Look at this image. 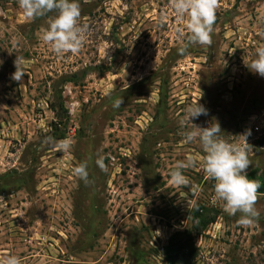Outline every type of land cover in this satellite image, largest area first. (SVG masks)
Instances as JSON below:
<instances>
[{"label": "rangeland", "instance_id": "374dc122", "mask_svg": "<svg viewBox=\"0 0 264 264\" xmlns=\"http://www.w3.org/2000/svg\"><path fill=\"white\" fill-rule=\"evenodd\" d=\"M79 4L85 41L57 56L40 38L55 12L28 19L17 0H0V261L173 264L172 244L195 248L192 264H264V192L259 217L240 225L214 199L205 153L184 142L180 123L199 102L208 115L193 123L219 122L229 142L259 125L246 171L264 187V77L246 66L264 46V0H217L207 45L189 44L171 0ZM17 56L21 81L12 79ZM57 94L63 120L49 106ZM48 137L71 139L69 152ZM188 156L190 184L175 185L169 171ZM81 163L87 184L73 174ZM198 212L216 220L203 228Z\"/></svg>", "mask_w": 264, "mask_h": 264}, {"label": "clouds", "instance_id": "9594fccd", "mask_svg": "<svg viewBox=\"0 0 264 264\" xmlns=\"http://www.w3.org/2000/svg\"><path fill=\"white\" fill-rule=\"evenodd\" d=\"M23 15L28 18L44 17L50 12L56 15L50 20L47 29L41 33V40L51 46L57 56L71 53L76 54L81 49L87 30V25L80 24L81 9L79 0H17ZM171 6L178 21H183L190 33L189 44L207 45L211 43V33L216 20L217 0H171ZM164 17H161V23ZM180 54L187 53V46L181 47ZM16 71L12 79L21 81L24 78L23 58L17 56L14 61ZM248 69L264 77V46L255 49V58L246 63ZM121 100H117L113 107L119 108ZM201 115L207 116L208 110L199 102L190 104L185 108L183 119L180 121L185 130L182 136L185 143H194L197 140L205 156L203 170L206 175L215 181L214 199L222 202L223 209L230 215L239 212L238 223L242 226L251 225L260 215L256 209V193L260 188L258 181L249 179L247 169L250 165L248 137L251 130L240 134L244 143L229 142L222 138V128L219 124L211 122L208 127H199L193 123ZM195 127H192V125ZM60 152L67 154L72 146V141L65 138L59 142L53 141ZM96 165L107 172L104 157H98ZM192 156L177 162L169 171L170 180L175 185L189 186L190 182L184 175V170L193 166ZM73 174L86 184L89 182V172L86 163H81L73 168ZM0 264H22L21 257L12 254L6 256Z\"/></svg>", "mask_w": 264, "mask_h": 264}, {"label": "trees", "instance_id": "16d2710c", "mask_svg": "<svg viewBox=\"0 0 264 264\" xmlns=\"http://www.w3.org/2000/svg\"><path fill=\"white\" fill-rule=\"evenodd\" d=\"M57 100L50 102L49 106L52 109V111L55 113L57 118H60V120H63L61 110L63 112H67L62 95L57 94L56 95ZM63 122V121H60ZM258 192H264V187L260 186L258 189ZM196 220L199 221V223L202 225L203 228H207L211 223H213L216 219L215 217H208V214L206 213H197ZM168 258L171 260L173 264H192L193 260L196 256V249L193 247H185V248H175L172 246L168 247Z\"/></svg>", "mask_w": 264, "mask_h": 264}, {"label": "built area", "instance_id": "2783aa9c", "mask_svg": "<svg viewBox=\"0 0 264 264\" xmlns=\"http://www.w3.org/2000/svg\"><path fill=\"white\" fill-rule=\"evenodd\" d=\"M250 128H254L255 130H260V126L259 125L251 126V127H249V129Z\"/></svg>", "mask_w": 264, "mask_h": 264}]
</instances>
